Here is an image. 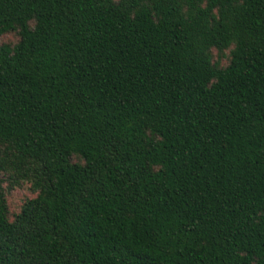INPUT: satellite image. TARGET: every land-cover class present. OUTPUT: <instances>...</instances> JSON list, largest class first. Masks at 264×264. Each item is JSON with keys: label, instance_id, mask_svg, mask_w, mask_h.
Here are the masks:
<instances>
[{"label": "trees", "instance_id": "1", "mask_svg": "<svg viewBox=\"0 0 264 264\" xmlns=\"http://www.w3.org/2000/svg\"><path fill=\"white\" fill-rule=\"evenodd\" d=\"M0 264H264V0H0Z\"/></svg>", "mask_w": 264, "mask_h": 264}, {"label": "rangeland", "instance_id": "2", "mask_svg": "<svg viewBox=\"0 0 264 264\" xmlns=\"http://www.w3.org/2000/svg\"><path fill=\"white\" fill-rule=\"evenodd\" d=\"M7 41H14L17 37L14 34H8L4 37ZM36 195L30 184H23L12 189L8 193V202L10 210L13 214L18 213L21 209L22 204L26 199L32 198Z\"/></svg>", "mask_w": 264, "mask_h": 264}]
</instances>
